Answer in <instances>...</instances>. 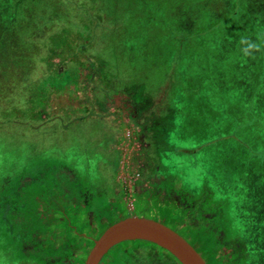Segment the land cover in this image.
Masks as SVG:
<instances>
[{"label":"rangeland","instance_id":"obj_1","mask_svg":"<svg viewBox=\"0 0 264 264\" xmlns=\"http://www.w3.org/2000/svg\"><path fill=\"white\" fill-rule=\"evenodd\" d=\"M218 1L213 0V3L217 4ZM230 2L237 4L238 7L229 4L222 8L223 12L230 9L240 12L242 9V13H246L254 23L246 28L247 20L241 15L238 16L240 25H235L232 19L226 22L225 30L217 34L216 41H222L227 35V42L222 44H236L239 36L246 41L238 49L241 64L238 71L231 73L224 70L216 74L212 72L210 76L219 78L222 83L218 84L217 81V84L213 82L212 85H206L205 82L199 83L202 81L201 78L197 74L193 75L195 69L192 70L193 65H189L176 77L181 83L180 87H171L165 91L164 96L162 89L159 92L155 91L154 94L150 92L149 84L140 85L136 81L117 82L113 87L112 101L104 106V117L99 121L98 117L86 115L84 112L83 119L74 120L75 116L70 117L71 110L65 111L67 112L65 116L62 112L52 110L76 107L74 93L75 90L77 95L80 93L83 67L86 64L82 56L72 57L75 61L73 65L80 66L79 72L75 75L69 64L65 67L61 63V58L66 57L67 51H49L47 37L52 26H48V23L54 22L55 17H46L44 14L46 18L44 22L41 16L38 17L33 30L30 28L28 36L24 38L23 44L18 43V48L14 43L8 48L2 44L11 17L8 8L15 3H24V0H0V173L6 172L11 164L26 163L25 160L33 156L34 165L42 161L50 167L51 174L56 173V176L45 174L38 186L36 182L24 183L22 186L23 192L25 191L24 197L34 195V203L31 205L33 210L29 213L33 218L29 227L32 229L31 235L45 252L49 249L48 252L52 251L51 255L59 253L61 262L57 264L71 262L83 264L93 241L100 233L112 223L126 217L151 219L164 224L191 244L205 264L210 263L207 257L209 250L201 238L204 236L203 232L197 228L200 222H197L196 211L191 210V204H188L190 199L188 196L198 194L200 177L210 170L207 168L204 171L206 163L202 162L201 170L196 171V165L194 166L196 162L191 156L180 155L173 158L165 151L168 144L175 143L178 139L181 140V146L189 142V147H194L197 140H194V136L187 140V136L193 127H201L203 118L199 114L201 111H213L218 117L223 118L229 110L227 106L221 104L200 110L198 105L193 104L195 98L191 93V90L196 91L197 84H205L198 92L206 95L211 94L210 92L225 94L228 100H245L250 94H253L255 100L256 95H264V51L260 49L261 59L257 64L256 47L247 43L252 42L259 26L261 27V23L257 21L261 12L258 7L260 8L261 4L259 0ZM18 33L14 32L12 35L16 37L14 41L17 40ZM212 42H209L210 46ZM231 48V46L218 48L217 54L230 51ZM5 51L7 54L12 53L10 58ZM13 56H16L15 60ZM47 58L50 59V66L47 64ZM93 62L96 63V60ZM254 62L256 65L252 72L256 74V79L250 82V70ZM217 66L220 70L224 68L223 64ZM40 73H50V78L37 83L36 77ZM65 75L70 76L66 81L63 79ZM99 75L102 76L103 73ZM55 76L62 79L56 81ZM157 80L158 78L154 82ZM252 84L256 88L251 90ZM160 95L163 96L161 99L164 105L161 103ZM120 101L127 103L125 111L119 108ZM254 107L253 105L252 109ZM97 109L100 110V107ZM231 109L232 114L241 113V109L237 107ZM256 109L260 110L258 107ZM159 110L163 112L161 119ZM80 112L81 110L77 117L80 116ZM48 113L51 116L46 118ZM13 114L17 115L15 119L11 118ZM156 114L159 121L155 118ZM30 118L34 119V123L31 121L25 124L24 122H29L27 119ZM35 119H43L45 122L38 125ZM56 165H62L75 174L77 186L72 190L84 192V189H88L85 191L89 199L93 192L92 188L95 187L98 188L99 197L89 199L91 203H88L86 198H77L79 194H69L68 187L75 182L71 178L67 180L58 171L53 172ZM229 165L233 166L232 171L241 176L242 161ZM133 170L140 173L139 182L125 184L124 176L131 175ZM211 173L218 176L212 169ZM238 175L233 177L234 180L239 181ZM230 177L227 169L226 172L223 170V176L216 180L219 185L224 183L221 185H228L230 188L227 181ZM229 180L233 182V179ZM234 185L235 182L228 205L235 213L230 216L232 218L230 225L224 228L228 237L225 240L222 233H219L218 239L227 241L226 244L233 248L235 254L237 252L245 254L251 250L250 254H253L250 257L251 264L253 261L258 263L262 261L264 264V175L243 182L241 186ZM219 189L223 188L218 185L209 187L210 192L214 194H218L216 190ZM25 218L27 220V217ZM127 249L136 251L134 254L136 256L146 257L150 254L155 257L154 254H159V257L171 263L169 257L171 255L165 250L149 242L135 240L113 246L104 254L99 264H119L120 258H128V255L123 254ZM224 254L227 255L226 251L222 250L219 257ZM246 256L249 257V254Z\"/></svg>","mask_w":264,"mask_h":264},{"label":"trees","instance_id":"obj_2","mask_svg":"<svg viewBox=\"0 0 264 264\" xmlns=\"http://www.w3.org/2000/svg\"><path fill=\"white\" fill-rule=\"evenodd\" d=\"M259 2L261 5L258 10L261 12L257 21L261 23V27L259 26L252 42L247 41L248 44H254L256 47L257 64L261 59L260 49L264 51V0ZM229 4L238 7L230 0H219L217 4H214L213 0H24V3H15L8 8L11 17L2 44L10 48L15 43L18 47V43L24 42V38L28 36L30 28L33 30L38 17L41 16L43 22L46 20L45 16L55 17L54 22L48 23V26H52L47 37L49 51H67L68 54L65 56L68 58H61V63L65 67L69 64L74 74L79 72L80 66L73 65L75 61L72 57L82 56L86 64L83 67L80 93L77 95V90L74 93L76 107L68 106L61 108L62 110L59 108L52 110L62 112L64 116L67 113L65 111L71 110L70 117L75 116L74 120L83 119L84 112L86 115L98 117L100 121L104 117V106L112 101L113 87L117 82L136 81L140 85L149 84L150 92L154 94L155 91L159 92L162 89L164 96L165 91L171 87H180L181 83L176 77L189 65H193L192 70L195 69L193 75L197 74L201 78L202 81L199 83L205 82L206 85H212L213 82L217 84L220 80L210 76L212 72L216 74L226 70L234 73L239 70L241 64L238 59L240 56L238 49L246 41L239 36L238 40L235 39L236 44H222L227 42V35L222 41H216L217 34L224 31L226 22L232 19L235 25H240L241 15L247 20L246 28L254 23L246 13H242V9L240 12L232 9L223 12L222 8ZM243 7L248 12L246 7ZM216 9L219 11L215 12ZM14 32H19L16 41H14L16 37H12ZM210 41H213L211 46ZM230 46L232 47L230 51L217 54L218 48ZM5 52L7 54V51ZM11 54L9 52L7 56L10 58ZM235 54L239 55L235 56ZM15 57L13 56V60ZM94 60L96 63L93 62ZM46 61L50 66V59L47 58ZM38 64L42 66L41 61ZM220 64L224 66L221 70L217 66ZM253 65L250 70V82L256 79V74L252 72L256 63L254 62ZM98 72L103 75L100 76ZM69 77L65 75L64 81ZM48 78L50 73H40L36 77L37 83ZM156 78L158 80L154 82ZM58 79L62 77L55 76V80ZM221 83L222 80L218 82ZM205 84H197L196 91L191 90L195 98L193 104L198 105L200 110L221 104L229 108L228 112L220 118L213 111H201L199 113L203 116L201 127H193L191 132H188L190 135L187 136V140L191 136L195 137V141L197 140L196 143L194 142V147L190 148L189 142L181 146V140L178 139L175 143L168 144L165 152L168 151L167 154L173 158L189 155L196 162L194 163L196 171L201 170L202 162L206 163L203 170L207 168L210 170L200 177L201 192L188 196L190 198L188 204H191V210L196 211L197 222H200L197 228L204 235L200 236L209 250L207 255L209 264H251L250 257L253 256L250 254L251 250L245 254L240 252L235 254L233 248L226 244L228 235L224 232V228L230 225L232 219L230 216L235 213L228 205L234 191V182L236 186H241L243 182L264 175V95H256L255 100L253 94L248 95L245 100H228L225 94L210 92L211 94L206 95L198 92ZM77 87L78 84L75 85L76 89ZM255 88L252 84L251 90ZM163 96L160 95L162 105H164L161 99ZM118 105L121 111H125L128 106L125 101H120ZM253 105L255 107L252 109ZM98 106L100 110L97 109ZM231 107L241 109V113L232 114ZM79 110L81 114L77 117ZM158 113L161 119L163 112L159 110ZM50 116L48 113L46 118ZM16 117L17 115L13 114L11 118ZM27 120L29 122L26 121L25 124L31 121L34 123V119ZM35 122L41 125L45 121L35 119ZM239 160L243 164L241 176L236 174V171H232L234 168L229 165L237 164ZM25 162L22 165L11 164L6 172L0 173V264H57L61 262L59 253L51 255L52 251L48 252L49 249L45 252L31 235L32 229L29 227L33 218L29 213L33 210L31 205L34 203V195L24 197L25 191L23 192L24 186H22L24 183L34 184V182L38 186L45 174L56 176V173L51 174L50 167L42 161L34 165V156L29 157ZM55 167L53 172L58 171L67 180L71 178L75 182V174L72 170H67L62 165ZM209 167L217 173V177L211 173ZM227 169L230 178L233 179L232 183L230 178L227 180L230 188L228 185H221L224 183L220 186L216 180L221 178L223 170L226 172ZM235 175H238L236 179L239 181L234 180ZM75 184L76 182L68 187L69 194H79L77 198H86L88 203H91L89 199L99 197L98 188H92V195L88 199L86 193L88 189H84V192L72 190L77 186ZM214 185L223 188L225 192L223 189L216 190L218 194L210 192L209 187ZM219 233H222L225 240L218 239ZM222 250L226 251L227 255L219 257ZM246 254H249V257ZM169 257L171 263L167 261V264H178L171 256ZM253 264H263V262L253 261Z\"/></svg>","mask_w":264,"mask_h":264},{"label":"water","instance_id":"obj_3","mask_svg":"<svg viewBox=\"0 0 264 264\" xmlns=\"http://www.w3.org/2000/svg\"><path fill=\"white\" fill-rule=\"evenodd\" d=\"M135 240L160 247L179 264H205L194 248L169 227L139 217H126L106 227L93 241L83 264H99L110 248L121 242Z\"/></svg>","mask_w":264,"mask_h":264},{"label":"flooded vegetation","instance_id":"obj_4","mask_svg":"<svg viewBox=\"0 0 264 264\" xmlns=\"http://www.w3.org/2000/svg\"><path fill=\"white\" fill-rule=\"evenodd\" d=\"M131 173H137V178L134 180L135 184H137L139 182L140 178H141L140 173L136 172L135 170L131 171ZM176 233L178 234V232H176ZM194 250L198 253V251L196 249H194ZM135 252L136 251H134L132 249L125 250V253H123V254L125 256L128 255V258H125V257L120 258L119 259L120 260L119 264H167V260L166 259H162L161 257H159V254H154L155 257H153L152 255L149 254L148 256H146L147 258H149V259H147L145 256H138V255L136 256V255H134Z\"/></svg>","mask_w":264,"mask_h":264},{"label":"built area","instance_id":"obj_5","mask_svg":"<svg viewBox=\"0 0 264 264\" xmlns=\"http://www.w3.org/2000/svg\"><path fill=\"white\" fill-rule=\"evenodd\" d=\"M137 178V173H131V175H125L124 178H123V182L125 184H129L131 183L132 181H134L135 179Z\"/></svg>","mask_w":264,"mask_h":264}]
</instances>
